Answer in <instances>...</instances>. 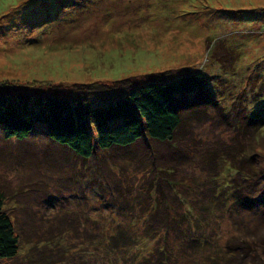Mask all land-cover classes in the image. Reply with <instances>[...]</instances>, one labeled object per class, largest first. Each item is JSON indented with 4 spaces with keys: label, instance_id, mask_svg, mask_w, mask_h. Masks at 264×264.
Returning a JSON list of instances; mask_svg holds the SVG:
<instances>
[{
    "label": "rangeland",
    "instance_id": "obj_1",
    "mask_svg": "<svg viewBox=\"0 0 264 264\" xmlns=\"http://www.w3.org/2000/svg\"><path fill=\"white\" fill-rule=\"evenodd\" d=\"M222 42L234 49L229 69L218 61ZM198 69L207 93L178 103L186 157L177 155L176 176L189 178L205 208L200 198L197 226L185 221L163 242L174 264H264V0H0V81L48 79L53 86L37 87L71 94L93 81ZM40 127L23 139L0 127V196L19 237L17 257L0 264H28L29 254L39 264H117L112 256L134 264L135 248L107 251L106 237L119 222L143 240L146 219L132 216L146 212L156 183L147 163L176 152L140 139L84 160ZM218 182L231 186L216 196Z\"/></svg>",
    "mask_w": 264,
    "mask_h": 264
},
{
    "label": "trees",
    "instance_id": "obj_2",
    "mask_svg": "<svg viewBox=\"0 0 264 264\" xmlns=\"http://www.w3.org/2000/svg\"><path fill=\"white\" fill-rule=\"evenodd\" d=\"M222 46L225 49V53H222L224 57L218 61L224 69H229L231 67L227 66V55L234 53V49L226 47L223 42ZM167 76L144 83H134L128 77L111 82L93 81L79 85L82 92L71 94L50 93L45 88L37 87L53 86L48 79L31 80L28 84L18 80L0 81V127L7 139H23L38 124L42 126L39 130L44 131L50 139L64 145L84 160L91 158L97 150L127 147L140 139L165 143L168 149L176 152L164 157L166 161L172 159L174 163L164 164V159L147 163L153 173L152 180L156 183L153 185L154 181L151 182L152 186L148 188L149 204L146 212L139 217L135 212L132 216V220L141 217L146 219L145 233L142 236L137 235L143 240L140 242L128 234L119 222L116 223V229L106 237V244L111 243L107 251L122 247L120 253L125 254L135 248L138 254L135 258L131 257L134 264L176 263L171 247L163 241H166L170 231L181 229L185 221L190 228L197 226L200 218L196 209H201L198 207L200 198L202 209L205 208V199L201 195H198L199 198L192 195L196 190H193L192 185L186 184L189 178H178L176 168L177 155L180 158L186 157L180 155L186 153V150L178 143L182 137L178 138L182 123L178 103L186 96L189 107L196 105L192 98L197 95L206 96L207 78L199 69L187 71L179 77L169 74ZM151 154L155 155L156 152L152 151ZM185 160L187 159L183 162ZM245 161L244 157L236 160L241 164ZM112 169L117 176L118 172H114L116 168ZM236 169L240 168H235V171ZM120 178L119 175L118 181H121ZM159 183L161 187L163 183L166 184L171 191L170 199L174 200L176 206L169 202V194L166 189L164 191L159 187ZM180 184H185L186 189L181 188ZM217 184L220 188L218 187L216 196L222 189L225 191V188L231 186L220 182ZM214 189L211 186L210 192L213 193ZM116 202L112 201V205ZM188 233H192V229ZM149 240L154 241L151 254L145 253L142 248ZM18 250L19 237L0 196V260H13L17 257ZM111 259L117 264L123 261L118 256H112ZM28 260V264L40 263L36 262L33 254H29Z\"/></svg>",
    "mask_w": 264,
    "mask_h": 264
},
{
    "label": "bare ground",
    "instance_id": "obj_3",
    "mask_svg": "<svg viewBox=\"0 0 264 264\" xmlns=\"http://www.w3.org/2000/svg\"><path fill=\"white\" fill-rule=\"evenodd\" d=\"M116 27H118V26H116ZM115 29V28H114ZM107 40V39H106ZM95 41H96V39H95ZM94 41V42H95ZM100 43H102V42H100ZM71 44V43H70ZM96 45H98L97 43H96ZM155 144V143H154ZM64 164V163H63ZM54 165V164H53ZM248 166V165H247ZM17 167V166H16ZM12 168H14V167H12ZM54 168H55V166H54ZM14 171H15V169H14ZM40 171V170H39ZM46 172V171H45ZM47 174V173H46ZM44 175V174H43ZM50 175V174H49ZM43 178V177H42ZM33 179V178H32ZM40 179H41V177H40ZM236 179H237V177H236ZM42 180V179H41ZM29 182V181H28ZM36 182H38V181H36ZM27 185V184H26ZM34 185H36V184H34ZM39 185V184H38ZM31 186H33V184L31 185ZM30 186V187H31ZM43 186H45V185H43ZM28 187V186H27ZM35 188H37V187H35ZM24 189V188H23ZM26 190V189H25ZM28 190V189H27ZM31 190H33V189H31ZM35 190V189H34ZM34 190H33V193H34ZM113 192V191H112ZM29 194V193H28ZM32 195V194H31ZM31 199V198H30ZM34 199V198H33ZM32 203V202H31ZM30 204V203H29ZM29 204H27V205H29ZM34 205V204H33ZM33 205H31V206H33ZM30 207V206H29ZM33 207H35V206H33ZM38 207V206H37ZM31 214V213H30ZM32 215V214H31ZM35 217V216H34ZM31 218V217H30ZM34 221H36V220H34ZM38 221V220H37ZM36 221V222H37ZM247 248H248V246H247Z\"/></svg>",
    "mask_w": 264,
    "mask_h": 264
},
{
    "label": "clouds",
    "instance_id": "obj_4",
    "mask_svg": "<svg viewBox=\"0 0 264 264\" xmlns=\"http://www.w3.org/2000/svg\"><path fill=\"white\" fill-rule=\"evenodd\" d=\"M13 3L17 2V0H12Z\"/></svg>",
    "mask_w": 264,
    "mask_h": 264
}]
</instances>
